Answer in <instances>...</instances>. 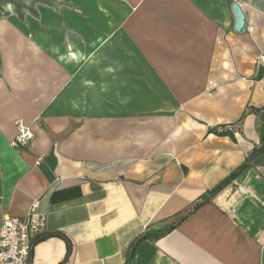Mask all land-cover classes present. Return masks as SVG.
Masks as SVG:
<instances>
[{
	"label": "crops",
	"instance_id": "crops-1",
	"mask_svg": "<svg viewBox=\"0 0 264 264\" xmlns=\"http://www.w3.org/2000/svg\"><path fill=\"white\" fill-rule=\"evenodd\" d=\"M260 138L264 0H0V228L35 201L59 233L29 264H125L170 224L131 264H264V152L194 207Z\"/></svg>",
	"mask_w": 264,
	"mask_h": 264
},
{
	"label": "built area",
	"instance_id": "built-area-1",
	"mask_svg": "<svg viewBox=\"0 0 264 264\" xmlns=\"http://www.w3.org/2000/svg\"><path fill=\"white\" fill-rule=\"evenodd\" d=\"M32 136L30 127L19 121L16 135L10 141V145L14 148L23 147ZM45 226L46 215L36 210L35 201L24 216L4 218L0 228V264H29L32 242L36 236L44 232Z\"/></svg>",
	"mask_w": 264,
	"mask_h": 264
},
{
	"label": "trees",
	"instance_id": "trees-1",
	"mask_svg": "<svg viewBox=\"0 0 264 264\" xmlns=\"http://www.w3.org/2000/svg\"><path fill=\"white\" fill-rule=\"evenodd\" d=\"M209 132H213L217 135L221 136H229L231 139L235 140L234 134L232 130L228 129H221L218 130L216 127H212L208 129ZM264 152V139L260 138V143L258 146H255L252 148V150L248 153L246 158L237 166L235 167L228 175H226L224 178H222L215 186H213L210 190H208L205 194H203L200 198V200L196 203L194 206L195 208L199 206L200 204L207 202L210 198H212L218 191H220L224 186H226L228 183H230L244 168L250 165V162L252 159L257 156L260 153ZM174 227V224H170L163 228L162 230H150V231H145L141 233L139 236L135 238V240L131 243L130 245V250L125 258V264H131V259L134 256V252L136 249V246L138 243L144 239H154L159 236L164 235L165 233L169 232L172 228ZM43 237L48 236V235H58V232H52L49 234H44L42 233ZM38 240V236L34 238L32 244ZM69 252V250H68Z\"/></svg>",
	"mask_w": 264,
	"mask_h": 264
},
{
	"label": "water",
	"instance_id": "water-1",
	"mask_svg": "<svg viewBox=\"0 0 264 264\" xmlns=\"http://www.w3.org/2000/svg\"><path fill=\"white\" fill-rule=\"evenodd\" d=\"M233 15V30L238 33H242L246 30V18L239 6L238 2L234 1L230 5Z\"/></svg>",
	"mask_w": 264,
	"mask_h": 264
}]
</instances>
